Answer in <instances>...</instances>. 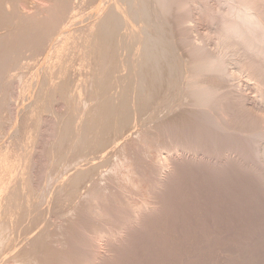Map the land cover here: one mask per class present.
<instances>
[{
    "label": "bare ground",
    "instance_id": "obj_1",
    "mask_svg": "<svg viewBox=\"0 0 264 264\" xmlns=\"http://www.w3.org/2000/svg\"><path fill=\"white\" fill-rule=\"evenodd\" d=\"M51 1L54 2V0H51ZM15 2H16L15 0H0V14L4 15L2 18V21H0V25H2L4 22H6L10 17L14 16V18H15V15H16V19H14V20L18 19L17 15L20 13H19V11H17V8H16L17 5L15 4ZM57 2H58V0H57ZM73 2H74L73 0H62L61 2H59L60 4L58 3L59 7L61 6L60 9L62 10V13H61L60 9H59V11H60L61 15H63L62 16L63 19L65 17H67V15L69 14L70 11H72L71 9L73 8L72 7ZM109 2H110V4H109ZM217 2H218V4H216V5L218 8L221 7V6H219V4L222 5V3H223V5H222L223 7L220 9H218L217 7H214V8H216V10H218V11L215 10L216 11L215 12L214 10H210L209 7L211 5L210 6L206 5L207 3L205 2V0H112V2L109 0L106 4L107 7L104 6V7H101L99 9L97 8L96 12L93 11L94 13H92V15H90V18H89L90 22H91V24L89 23L90 25L88 24L87 26H83V28L82 27L79 28L78 31L77 30H75V31L70 30L71 32L70 31L67 32L68 30L62 31L63 29L61 30V27H57L55 29L56 33L53 32V30L51 32L50 26L45 25L46 27H44V24H43L44 28L40 27V29H39V27L35 26L36 24L34 25V20L36 18L34 19V16H33V19H34L33 20L32 17H29V18H28V16L24 17V14L21 17L18 15L20 18H23V20L25 19V22H24V21H22V19L20 20V18H19V21H22V22L17 23L18 26H19V24L20 25L24 24L23 27L21 25V29H20V27H18L14 23V25L19 28L17 30V28L15 27L17 30L16 31L13 27L14 25H12L13 22H16V21H12V24H11L10 22H11L12 18L10 19V21L8 20L9 26H10L9 27L10 29L9 28L8 29L9 30L14 29L15 33L16 32H18V33L21 32V33L16 34V36L18 37V39H17L18 41L15 40L16 36H13L14 37L13 38L12 35L11 36L7 35V32H9V30H6L7 32L4 34L3 33L1 34L3 36L6 35L9 37H12V39L15 40V42L12 43L13 40H11V38H10V41H11L10 43H12V44H10V43L7 44L9 37H6L7 38V40H6L5 36L4 37L0 36L1 38H5V40H6V42H4V44H0V45L2 47H3V45L5 47H7V48L0 47V49L2 51V52L0 51V82L3 81L2 83H5L4 80L6 78V75H8L6 71H8L7 67L10 66L9 60L11 59L12 56H14L15 60L17 58L18 62L22 61V60H20L21 58H23V57L20 58V54L23 55L22 49L24 51H26L25 48L27 49V47L29 48V46H30L31 48L33 47L31 50L29 48L30 51H34V50L37 51L40 46L42 47V46L46 45L48 43V41H50L52 38H54L52 36L56 35L57 33L60 36L59 38H61V39L59 42L60 44L58 42H55V43L56 44L58 43V45H60V47H56L55 43L51 46V48L49 47V49H51V50L53 48L54 49L53 51H55V49H56L57 54L56 53L55 54L57 57L65 55L66 51L69 49V47H71V45L72 46L75 45L74 46L75 49H77V51L79 50L78 52H80V54H81L80 67L84 69L83 71L85 73V79L81 83L78 82L80 85L79 84H77V85L72 84L73 86L70 85L71 82L75 81L74 78L72 77L73 75L71 74L72 67L70 66V64H67L68 60L64 61L65 60L64 59L63 61L61 60L62 62L57 65V69H56L57 71L56 72L51 70V68L47 69L46 71H44L45 68L38 69L39 72H36L37 71L36 70L35 74L33 71V75L31 74L30 81L26 82L27 83L26 86H24L25 84L23 85L24 87L22 86V88H24V90L29 88V87L30 88L33 87L32 89L35 88L37 90L36 95L38 98H36V99H38V103L35 100L36 101L35 104H39V105L37 106V105L33 104V106H35L34 110H32L33 106H31L32 109L30 108V110H32V111H30L31 116L33 113L36 116V118H35L36 120L34 119L35 124L39 125V122H40V121H37L38 119H40V115H41V114L39 115V111H41V110L43 112L48 111L49 108H52L51 107L52 102L54 103V101L56 102V100L60 101V99L63 100L64 101L63 104L67 105V108L69 111V113H68L69 116L65 114L67 116V118L64 119V121L62 122V125L61 126L57 125V124H59V122H57L56 125L59 128L58 129L59 132H61V136L63 135L64 138L67 137L66 138L67 140H68V138H69V140H70V138L72 139L71 141H68V143L73 141V144L70 143V146L73 145V147H72L73 151L80 149L81 147H83L86 144V141H87L86 140L87 136L85 133H87V126L88 125H86L85 121L88 119H85V116L83 117V107L85 106L84 103H86L84 101H85L86 97L91 98L90 96L88 97V95L91 94L94 96V100H95L94 101L95 102L94 110H92L93 108L91 109L92 112L95 113V118L93 117L91 121H90L91 118L89 119L90 130H91V125L93 124L94 126H96V128L98 130L96 137L99 136L98 135L99 133L107 135L108 132H110V131L114 132V134H115V138H114L112 147H111L112 144L110 142L105 141L106 135L105 136L100 135L102 138H104V140L101 139V137L99 136L100 139L97 140V143H99L100 147L103 149V150L102 149H100V150L104 151V153L99 152L100 155L98 154L99 156L95 157V158H98L96 160H99V163L93 162L94 161V157H93L94 155L92 156L93 158H91V159L87 158L86 160H84L83 159L84 157L80 155L81 157H78L79 159L75 160L76 164L74 165V168L72 169V167H71V169H70V170H73V173L71 174L69 182H68L67 178L64 179L62 181L63 183L61 182V184L59 185L58 190H61L60 188L63 189V187H66L67 189L68 188H75L78 190L82 186H83L82 188H84L86 183L88 184L89 181H92L91 180L92 176L95 178L94 174H96L98 169L101 167L104 168V166H102V164L105 165V163H102V162H106V164H108L107 162H109V164H110V162H111L110 156L114 152V149L116 152L118 146L120 145V144H118L119 143L118 141L121 140V138H122V140H124L123 141L124 142L123 143L124 144L123 145L124 151L127 152V150L130 148L134 149V146L136 147V150H137V148H140L139 145L137 144L138 141L133 139L134 137H132V133L138 134L140 137H142L141 134L148 133V135L151 136V139H150V136L148 137V135H146V136L143 135V138H141L139 141L143 145L145 143L150 144L151 148L154 147L153 146L154 145V143H153L154 139H155V142H157L156 140L159 141L160 136L163 139V140L160 139L162 141H159V143L163 142L162 145L161 146L158 145V147L157 146L155 147L156 148V154L154 156V160H152L153 162H151L152 163V166H151L152 169L151 170H152V173H154V175L152 174V180L150 179L151 180L150 181L151 185H150V189H149L150 191L157 188V185H159V183L161 182V180L164 177V174H165L164 170L165 169H171L174 166V164H176V162L178 160L182 161V159H184V160L187 159L186 161L189 160V162H190V160H194V162H196L195 160H197V162H198V159H199L198 155L203 150L207 151L208 154L210 153L209 155L211 157H213L215 161H218V162L221 160L225 161V162H228V161H234L235 162L236 161L239 164L242 163L243 165L248 166V167H246V166H244V167L249 169L250 173H252V175H254L255 179H257L256 183L259 182L260 186L264 190V0H219ZM54 4H56V2ZM88 4H90V3H88ZM53 6H55V5H53ZM207 6H209V7H207ZM56 7L59 8L57 5H56ZM191 7H193V9L195 8V10L197 9L196 11L198 14L201 13L200 16L198 15L199 17L198 16L197 17H198V19L201 17L203 19H205V20H203L201 18L203 20V22L208 20L209 23L210 22L215 23V21H216V23L214 25L217 24V31L213 29L214 31H216V32H213L214 35H212L213 33L212 34L210 33L211 36H207L208 34L206 36L204 34H202V36H201L199 34L200 33L199 32L198 36L200 35L201 37L199 36L200 38H195L197 36L198 31L195 32L196 34L193 33V31H195V29L190 28V26L188 25V23L190 21L194 20V19L191 20V17H190L191 15L189 14V11L192 9ZM211 9H213V8L211 7ZM48 10L52 11L51 9H48ZM190 13H191V11H190ZM52 16H50V17H52ZM192 17H194V16L192 15ZM197 17H194V18H197ZM48 21H50V19ZM198 21H201V20L195 21L198 23V26H199ZM1 22H3V23L1 24ZM37 22H39V21L37 20ZM44 23H47V22H44ZM134 23H138L139 26H135ZM204 23H207V22H204ZM209 23L207 24V27H208ZM4 25H5V27L6 26L8 27V23H4ZM4 25H3V27H4ZM61 25H57V26H61ZM212 25L213 24H211V26ZM39 26H40V24H39ZM41 26H42V24H41ZM51 26H54V25L52 24ZM5 27L3 29H5ZM199 27H197V28H199ZM0 28L2 29V26ZM22 28L24 29V31H22L23 30ZM193 28H194V26H193ZM209 28H211V27H209ZM38 29L42 30V33L39 34L40 31L38 32ZM51 29H54V27H52ZM215 29H216V27H215ZM2 32H5V30L4 31L2 30ZM12 32L10 31V33H12ZM22 32H24V33H22ZM65 32H67V33H65ZM75 33H78V34H75ZM194 35H196V36H194ZM3 41H4V39H3ZM209 41H211V43L214 44L213 46H215V47L214 48L212 47L213 48L212 50H214V51L210 50V48L208 47ZM0 43H2V42L0 41ZM207 43H208V45H207ZM6 45H8V46H6ZM26 45H29V46L26 47ZM24 46H25V48H24ZM210 46H211V44H210ZM36 47H37V49H35ZM47 47H48V44H47ZM43 49H44V47H43ZM126 49L127 50L130 49L129 56L125 59H118V56H120V52H122ZM39 50L41 52V49H39ZM51 50H50V53H51ZM30 51H29V53H30ZM19 52H21V53H19ZM18 53H19V55H18ZM26 53H27V51H26ZM48 53H46V54H48ZM55 54H53V55H55ZM35 55H37V53ZM68 56H69V54L67 55V57ZM77 56H76V58H77ZM26 59L27 58H25V60ZM60 59H59V61H60ZM117 59L119 62L117 61ZM15 60H10V61L15 62ZM23 60H24V58H23ZM33 60H35V59L33 58ZM47 60H48V58H47ZM16 63H17V61H16ZM16 63H15V66L17 65ZM18 65H17V67H18ZM21 65H23V64H21ZM26 67L29 68L28 66H26ZM18 70H19V68H18ZM79 70H81V69H79ZM16 71H17V69H16ZM10 72H9V75L13 74V71H12V73H10ZM122 72H125L126 74L125 73L123 74ZM79 73H81V72L79 71ZM79 75H81V74H79ZM241 75L245 76L244 79L246 78L245 79L246 82L247 81L249 82L250 80H252V81H250V83L252 82L253 85H251L252 83L251 84H249L248 82L247 83L249 85H251V90H252V87L255 89L256 92L253 91L254 92L253 94L256 93L257 94V96L255 95L256 97H254L252 95H250V96H252V97H250L248 95L249 92H247L248 93L247 94L244 91L245 92L244 93L243 91L240 90L242 88L238 87L237 82H233L234 79H238L236 77H239V79H240ZM82 76H83V74H82ZM12 77H13V75H12ZM13 79H11V80L14 81ZM241 79H242V77H241ZM0 85H2V84H0ZM9 85L11 86V84H8L7 87H9L11 90L12 86L10 87ZM4 87H5V85H4ZM2 88H3V86H2ZM5 89H8V88L5 87ZM4 93H6V92H3V94ZM7 93H9V92H7ZM28 93L30 94V92H28ZM28 93H26V95ZM1 94L2 93H0V95ZM85 95H87V96L85 97ZM8 96H9V94H8ZM5 97H6V95H5ZM33 98H34V96H33ZM59 101H58V103H59ZM6 102H7V100H6ZM32 103H34V102H32ZM60 103H62V101ZM87 103H88V101H87ZM163 105L167 106L165 109L166 110L165 113H167V115L165 116V118L163 120L160 121L159 119L161 117L159 118L158 115H160V113L162 112L161 106H163ZM0 106H1V104H0ZM92 106L93 105H91V107ZM4 107L6 108V106H4ZM27 107H29V106H27ZM149 107L151 108L150 109L151 110V113H150L151 116H149L150 121L156 124V122L159 120L160 124L154 125L151 123L154 126H152V127H150V126L146 127L145 126L146 131H142L144 128L142 130L136 129L137 124L139 122L138 123L135 122L136 125L133 124L132 127L129 128L130 130H127V127L129 125H131L130 123L132 122V120H134V119L136 120L137 117H141L143 113L149 111L148 110ZM2 111H3V109H2ZM87 114H88V112H87ZM87 114H86V117H87ZM54 115H56V114H54ZM63 116H64V114H63ZM63 116L61 115V117H63ZM32 118H34V117H32ZM57 120H59V119H57ZM134 121L132 123H134ZM45 122H47V121H45ZM47 123H49V122H47ZM144 123L145 122H143V124ZM176 126L179 127L177 131L175 130ZM96 128H94V130H96ZM153 128L155 129V131H154L155 133H153V131H152V130H154ZM132 129H133V131H131ZM97 130H96V132H97ZM156 131H157V133H156ZM96 132H94V133H96ZM140 132H142V133H140ZM92 133H93V130H92ZM50 134H52V133H50ZM154 135H156V136H154ZM94 136H92V137H94ZM136 136H135V138H136ZM152 136L154 138H152ZM35 137H37V136H35ZM58 138H60V136H58ZM142 139L146 142L143 143ZM148 139H150V142H152V140H153V142H152L153 144L147 143V142H149ZM60 140H62V137ZM94 140L96 141V138ZM133 140L136 141V144L138 147L136 146V144L134 143ZM45 141H46V139H45ZM88 141H89V139H88ZM109 141H110V139H109ZM133 144H135V145L133 146ZM59 145H60V143L57 145V148L59 147ZM61 145H64V142L62 144V141H61ZM61 145H60V150H61V147H63ZM150 145H149V147H150ZM94 146L96 149V146H98V145H94ZM51 147L52 146H50V148ZM88 147H89V145H88ZM109 148H110V150L107 151V149H109ZM69 149H71V148H69ZM85 149H87V148H85ZM98 149H96V150H98ZM49 150H52V149H49ZM57 150H59V148ZM89 150L92 151V148L91 149L88 148V151ZM134 150H133V152L136 151V150L135 151ZM139 150H141V149H139ZM144 150L145 149H143V151ZM59 152H61V151H59ZM95 152L96 151H94V153ZM140 152L141 151H139V153ZM24 153L25 152L23 151L21 158H20L21 154H18L19 157L17 156L18 157L17 159H15L16 157L14 158V160H17L15 162H13V160H12L13 158L11 157V162L13 165H11L10 167H9V165L6 166L8 164V163H6V161L5 162L0 161L2 163L1 167L4 169L3 171L1 170V173L4 174V176H5V172H6V174L10 175L9 179H7V180H9L8 182L3 181L6 184L10 183V185L7 184L6 187L4 188V190L7 192V194H6L7 196H5L4 197L5 199H3L2 202H0V203H3L5 201L3 205L0 204L1 205V207H0V218H1V221L3 220L2 226H1L2 230L8 228V231H9L10 223H12V222L14 223V221H15V220L12 221V217H13L12 213H14V211L19 210V208L21 209V207H19V206H21L22 204H23L22 206L26 205V203L24 205V203H20V202L19 203L21 205H19L18 201L21 200L19 197H23V195L20 196V194L25 189L27 190V187L29 186V179L32 178V177L30 178V176L32 175L31 174L32 172L30 171L31 166H33L36 162L33 165H31V163H33V162H31L32 156H30L29 154H26V153L24 154ZM70 153H71V151H70ZM76 153H77V151H76ZM79 153L81 154V152H79ZM146 153L144 152V155ZM149 153H151V152H149ZM42 154H41V156H42ZM66 154H67V152H66ZM90 154H92V153H90ZM132 154H134V153H132ZM135 154H136V152H135ZM4 155H5V153H4ZM6 155H7V152H6ZM38 155H39V153H38ZM125 155H128V157H129V154H125ZM140 155L141 154H139V157H140ZM14 156H16V154H14ZM65 156H67V155H65ZM77 156H78V154L76 155V158H77ZM149 156H151V155L149 154ZM86 157L87 156H85V158ZM207 157H209V156L207 155ZM45 158H46V156H45ZM53 158H55V157H53ZM109 159H110V161H109ZM126 159H128V158H126ZM129 159H130V157H129ZM9 160H10V158H9ZM9 160H7V161L9 162ZM105 160H108V161H105ZM64 161H65V159H64ZM100 161H101V166H100ZM141 161H142V159H141ZM82 162H84L83 165L85 166V168H83ZM72 163L73 162L71 160V165H72ZM151 163H149V164L151 165ZM133 165H134L133 163H130L129 164L130 168L133 167ZM44 166H45V164H44ZM144 166H145V164H144ZM226 166H227V163H226ZM176 168H177V166H176ZM70 170H69V172H70ZM130 170H132V168ZM197 170H198V168H197ZM34 171H35V169H34ZM38 171H40V170H38ZM126 171H127V168H126ZM35 173H38V172H35ZM133 173H134V170H133ZM145 173H147V172H145ZM150 173H151V171H150ZM170 174H172V173H170ZM170 174H169V176H170ZM141 175L143 176V174H141ZM18 176H21V179H22V181L20 180L21 182H19ZM25 176H27L28 178H25ZM134 176H136V175H134ZM6 178H5V180H6ZM10 178H11V180H10ZM94 178H92V179H94ZM96 178H95V180H96ZM130 179H132V178H130ZM111 180H113V179H111ZM129 181H131V180H129ZM138 181H140V180H138ZM133 182H137V180L133 181ZM92 183H95V181H93ZM139 183L141 184V182H139ZM34 185H35V183H34ZM51 185H52V183H51ZM51 185H49V186H51ZM63 185H65V186H63ZM94 185L96 188H92ZM96 185L97 184L95 183L92 185V187H90L91 189L90 188L87 189L88 190L87 194L91 195L90 196L91 198L89 197V199H93L92 197H94V194H95V196H97L96 195V193H97V190H96L97 186ZM4 186L5 185H3V187ZM44 187H45V185H44ZM100 187H101V185H100ZM127 187H128V185H127ZM209 187H211V186H209ZM98 188H99V186H98ZM1 189H2V187H1ZM28 189H29V187H28ZM31 190L32 189H30L29 191L31 192ZM34 190H35V188H34ZM120 190H122V189H120ZM52 191L54 192V190H52ZM69 191L71 192L72 189ZM25 192L26 193H24V194H27L28 191H25ZM30 192H28L29 193L28 195H30V197H31ZM53 192H50L49 187L47 190H45V192L43 191L44 196L43 195L42 196L45 198V201L48 204V206L51 203V199H52L51 194ZM56 192H57V190H56ZM75 192H76V190H75ZM31 193L33 194V191ZM35 194H34V196H36V195L38 196L39 193H37L36 195ZM99 194H98V197H99ZM75 195L77 196V194H75ZM82 195H83V193H82ZM148 195L150 197V193H148ZM104 196H105V194L104 195L102 194V196H100L101 197L100 201L103 200ZM133 196H131V197H133ZM37 198H39V196ZM95 198H94V201L96 202L97 199H95ZM22 199H24V198H22ZM104 199L106 200V197ZM126 199H127V197H126ZM40 200H42V199H40ZM81 200H82V198H81ZM105 200H103V201H105ZM28 201H29L28 203L31 202L30 199H28ZM66 201H68V200H66ZM94 201L92 200V203ZM100 201L97 200V202L99 204L101 203ZM132 201H134V200L132 199ZM21 202H22V200H21ZM89 202H91V201H89ZM97 202H96L94 208L86 209L87 212L89 213L88 215L84 216V218H86V220L88 219L87 217H90V219L92 218L93 220H96L97 218L104 217L103 216L104 214L101 211L102 208L101 209L99 208V207H102L101 204L103 202L100 205L97 204ZM30 204L34 205V201H33V203L31 202ZM30 204L28 206H30ZM119 204H120V202H119ZM127 204L129 205L128 202H127ZM150 204H151V202H148V200L142 201L141 204L140 203L135 204V202H134L131 205H129L130 209L126 210V212H128L131 217H137L138 218L139 217L138 215H141L142 212H144L146 210L149 211L148 208L151 206ZM152 205L154 206L153 203H152ZM160 205H161V203H160ZM36 206L38 207V205H36ZM31 207L33 208L32 205L30 206V208ZM123 207H124V205H123ZM22 209H24V208L22 207ZM28 209H29V207H28ZM34 209H35V207H34ZM112 210H114V209H112ZM81 211H83V210H81ZM84 211H85V209H84ZM23 212H25V214H24V216H23V214H21L23 216L22 221L26 220L24 217L27 218L28 214H29L28 210L23 211ZM26 212H27V215H26ZM87 212L85 211L84 213H87ZM107 212H108V210H107ZM20 213H21V210H20ZM72 213H74V212H72ZM108 213H110V212H108ZM17 215L18 214H15L14 217L16 218ZM106 215H108V214H106ZM18 216H19V219H21L20 214ZM23 218H24V220H23ZM68 218H70V217H68ZM81 219H83V217ZM16 220H17V218H16ZM93 220L91 222H93ZM129 220H131V219H129ZM22 221H16V222H22ZM69 221L71 222V220H69ZM97 221H94L93 224ZM29 222H31V221H29ZM138 222H140V221H138ZM81 224H84L83 221H82V223H79V226H81ZM19 225H20V223L18 224V226ZM97 225H98V222H97ZM110 225H112V224H110ZM133 225H134V223H133ZM136 225H138V224H136ZM12 226L14 227V225H12ZM75 226H76L75 228L77 229V225H75ZM85 226H87V225L85 224ZM108 226H109V224H108ZM89 227L90 228H87V227L83 228L81 226V229L79 230L80 232L78 231L80 233V235L78 233H76L80 237L78 235H75L74 240L77 239V242L75 241L77 244L76 243H75L76 245L74 244L76 246V247H74L75 250H73L74 254H72L73 256L68 255V257H70V259L73 260V262L77 261V263L74 262L76 264H83V261L87 260V259H85L84 256L88 255L89 252L91 254L95 253V251L98 248V245L101 241H103L107 238L110 239L109 237H112L111 235L107 234V233H109V230H107L108 231L107 233L103 230V229H105L103 227V225L99 226L100 228L97 227L95 224H94V226L91 225ZM21 228H20V230H21ZM123 228H125V227L123 226ZM106 229H108V228H106ZM14 230H15V228H14ZM57 230H58V228H57ZM10 231H11V228H10ZM27 232H25V233H27ZM39 232H41V230ZM72 232H74V231H72ZM0 235H2V234H0ZM17 236H18V234H17ZM76 236H77V238H76ZM11 237L12 236H10V238ZM13 237H14V235H13ZM128 237H130V236H128ZM50 238H52V237H50ZM16 239H18V237H16ZM3 240H2V237L0 236V246H1V243L3 242ZM28 240H27V242H28ZM73 241H70V242H73ZM114 241L115 240H113V242ZM124 241H126V240H124ZM31 242H32V240H31ZM38 242L36 244H38ZM62 242L63 241H61V243ZM47 243H45V244H47ZM117 243H118V241H117ZM24 244L26 245V243H24ZM39 244H41V243H39ZM18 245H20V244H18ZM47 245H49V244H47ZM61 245L64 246V244H61ZM70 245H71V243H70ZM219 245H220V243H219ZM10 247H11V244H10ZM22 247H24V246H22ZM59 249H60V247H59ZM111 249H112V247H111ZM41 250H42L41 246H39L38 252H41V254H42V251H43L45 256H46L47 252L49 254L51 252H53V251H51L52 249L50 250L51 252L49 251V247L46 250H42V251ZM57 250H58V248H57ZM57 250H56V252H57ZM71 250H69V251H71ZM115 250H117V249L114 248V251ZM32 251H33V249H32ZM45 251H46V253H45ZM4 253H5V251H4ZM59 254L62 255L63 253H59ZM53 255H56V254H53ZM49 256L51 257V255H48V257L46 256V258L41 256L43 260L41 259L40 264H49L51 261H49V260H48L49 262L44 261V259L47 260V258H49ZM56 256L58 258L60 255L59 256L56 255ZM65 256H67V253H66V255L65 254L62 255L63 258L59 257V260H61L60 258H62L61 261H63V259H64L63 264H67L68 263L67 261H69V260H67L68 257H65ZM73 257L75 260L72 259ZM97 258H98V255H97ZM97 258L93 257L92 263L95 259L97 260ZM103 259H104V256H103ZM57 260L58 259H55V261H57ZM59 260L57 261V263L61 264L62 262L60 263ZM113 260H114V258H113ZM85 262L87 263V261H85ZM90 262H91V260H90ZM38 263H36V264H38ZM87 264H89V262Z\"/></svg>",
    "mask_w": 264,
    "mask_h": 264
},
{
    "label": "rangeland",
    "instance_id": "obj_2",
    "mask_svg": "<svg viewBox=\"0 0 264 264\" xmlns=\"http://www.w3.org/2000/svg\"><path fill=\"white\" fill-rule=\"evenodd\" d=\"M15 1H16L15 4L17 5V6L15 5L16 8H17V11H19V13L21 14V15L20 14H18V15L21 17L24 14V17L28 16V18L32 17V19H33V16H34V19L36 18L40 22L39 23V22H37L36 19L35 20L33 19L34 20V25L36 24L35 26L39 27V29H40V27L44 28L47 25H49L51 32H52V30H53V32H55V29L57 27H61V30L63 29L62 31H67L68 30L67 32H69L70 30H72V31L77 30L78 31L79 28H81V27L83 28V26H87L89 23L91 24L90 19H89L90 15H92V13L96 12L97 8L99 9L101 7H104V6L107 7L106 4H107V2L109 0H102V1L101 0H98V1L97 0H84V1L83 0H80V1L79 0H73L74 2H73V6H72L73 8L71 9L72 11H70L69 14L67 15V17H65L64 19L62 18L63 15H61V13H62V10L60 9L61 6L59 7V4H60L59 2H61L62 0H60V1L58 0V2H57V0H54V2H52L51 0H15ZM110 1L112 2V0H110ZM217 1H219V0H205V2L207 3L206 5H209V6L211 5L210 7L209 6H207V7H209L210 10H214V11L216 10V8H214V7H217L216 4H218ZM55 2H56V4H54ZM88 3H90V4H88ZM109 4H110V2H109ZM53 5H55V6H53ZM56 5L59 8H57ZM222 5H223V3H222ZM222 5L219 4V6H221L220 8L223 7ZM211 7L213 9H211ZM191 8L192 9L190 11H191L192 14L189 11V14L191 15V16L190 15L189 16L191 17V20L192 19H194V20L190 21L188 23V25L190 26V28L195 29V31H193V33L198 31L197 32V36L194 35V36H196L195 38H200L202 36V34H204L205 36L207 34H208L207 36H211L210 33L212 34L213 32L217 31V24L214 25L216 23V21H215V23H212V22L209 23L208 20H207V21H204V22H207V23H204L203 20H205V19H203L202 17L201 18L203 20L201 18L198 19V17L200 16L201 13L198 14L197 11H196L197 9L195 10V8L194 9H193V7H191ZM220 8H218V9H220ZM48 9H51L52 11H49ZM59 9L61 10V13H60ZM216 11H218V10H216ZM18 15H17V18H18L17 20L18 21L14 20V19H16V15H15V18L13 16V17H10V18L8 17L9 19L8 18L7 19L10 21V19L12 18L10 23L12 24V21H16V22H13L12 25H14V23H15L18 26L17 23H21L22 21L25 22V19L23 20V18H20ZM192 15L194 17H197L198 15L199 16L197 18H194V17H192ZM3 16H4L3 14H0V18H1L0 21H2ZM50 16H52V17H50ZM19 18H20V20L22 19V21H19ZM47 19L48 20L50 19V21H48ZM196 19L197 20H201V21H198L200 27L198 26V23L195 22V21H197ZM8 20L6 22H4V23H8V27L6 26L7 28L5 27L4 23L1 22V24L2 23L3 24L0 25V27L2 26V29L0 28V36L1 37L5 36V38H6V37H9L11 35L13 37V36H16V34H20L21 32L20 33H18V32L15 33L14 29L16 30V28H17V30H18L19 29L18 27H20V29H21V25L23 27L24 24H21V25L19 24L18 27H16L14 25L13 26L14 29L11 28L12 30H9L10 26H9V21ZM44 22H47V23H44ZM208 23H209V25L207 27ZM39 24H40V26H39ZM41 24H42V26H41ZM43 24H44V27H43ZM52 24L54 26H51ZM134 24H135V26H139L138 23H134ZM211 24H213V25L211 26ZM3 25H4L5 29H3L4 28ZM57 25H61V26H57ZM193 26H194V28H193ZM52 27H54V29H51ZM197 27H199V28H197ZM209 27H211V28H209ZM215 27H216V29H215ZM39 29H38V32L40 31L39 32V34H40V33H42V30H39ZM213 29L216 30V31H214ZM2 30L3 31L5 30V32H2ZM6 30H9V32H7ZM10 31L11 32L13 31V32L10 33ZM22 31H24V29ZM6 32H7V35H9V36L1 35L2 33L4 34ZM67 32H65V33H67ZM22 33H24V32H22ZM198 33L201 35V36L199 35L200 37L198 36ZM75 34H78V33H75ZM57 35H58V33L56 35L52 36L54 38L51 37L52 39L50 41H48V43H47L48 47H47V44L42 46V47L40 46L41 48L38 46L39 48H38L37 51L36 50L30 51L33 47L31 48L29 45H26V47L29 46L30 50H29L28 47H27V49H28L27 50L25 48V46H24L25 50L27 51V53L30 56L26 53V51H24L22 49L23 48L22 47L21 49L23 51V55L20 54V58L23 57L24 60H25V58H27V59L24 61L23 58H21L20 60H22V61L19 60L20 62H18V59L16 58V60H15L14 56H12L10 60H15V62L9 60V62H10L9 65L10 66L7 67L8 71H6V72H7L8 75H6V78H5V80L7 82L5 80H4L5 83H2L3 81L0 82V84H2V85H0V93L3 94V92H6V93L3 94L4 96L2 94L0 95V104H1V106H0V108H1L0 109V161H2V162L6 161V163H8L6 166L9 165V167H10L11 165H13L12 162H11V157L13 158L12 159L13 162H15L17 160H14V158L16 157L15 159H17L19 157L18 154H21L20 155V158H21L22 152L24 151L26 154H29L30 156H32L31 157V162H33V163H31V165H33L36 162L33 165L34 167L31 166V170L30 171L32 172L31 173L32 175L30 176V178L31 177L32 178L29 179V186H28L29 189L27 187V190L25 189L22 192L23 194L22 193L20 194V196L23 195V197H19L22 200V202H21L20 199H19L20 201H18V203L19 202L20 203H24V205L26 203V205L22 206L23 204L21 205L19 203V205H21V206H19V207H21V209L19 208V210H17L19 213L17 211H14V213L16 212L15 214H18V215L20 214L21 219H19V216L17 215V217H16L17 220H16V218L14 217L15 214L12 213V215H13L12 221H14V220L15 221H14V223L13 222L10 223L11 231H10V228H9V231H8V228H6L7 230L6 229L2 230L1 226H2V221L3 220L1 221V218H0V223H1L0 224V232H1L0 234H2L0 236L2 237V240L4 239L3 240L4 243L2 242L1 246H0V254L2 253L0 255L1 256L0 257V264H19V263L20 264H33L34 262H35L34 264H36L38 262H39L38 264H40L41 263V259H42L41 256L46 258V256L48 257V255H51V257L49 256V258H47V260L44 259V261H48L49 260V261H51L49 264H51V263L52 264H59V263H57V261L59 260V257H62L63 254L66 255V253H67V256H65V257H68V255L70 256V255L74 254L73 250H75L74 247H76L75 245L77 244L76 243L77 239L74 240V238H75V235H78V234L80 235V233H79L80 231L79 230L81 229V226L83 228L84 227L85 228L86 227L90 228L89 226H91V225L94 226V224L97 227L103 225V227L105 228L103 230L106 233L108 232L107 230H109V233H107V234L111 235L112 237L108 236L110 239L107 238V239L101 241L100 242L101 244L99 243L98 248L96 249L95 253L92 252L93 254H91L89 252V254H88L89 256L88 255L84 256L85 259H87L85 261H87V263L89 262V264L92 263L93 257L97 258V255H98L97 260L95 259L92 264H95V263L96 264H100V263L101 264H200V263L201 264H264V190L260 186L259 182L256 183L257 179H255L254 175H252V173H250L249 169L244 167L246 165H243L242 163L239 164L236 161L235 162L234 161L225 162V161H222V160L218 162V161H215L214 158L209 155L210 153L208 154L207 151L203 150L198 155V157H199V159L197 158L198 162H197V160H195L196 162H194V160H190V162H189V160L186 161L187 159H185V160L182 159V161L178 160L176 162V164H174V166H175V167L173 166L174 168L172 167L171 169H165L164 173L166 175L164 174V177L161 180V182L159 183V185H157V188L150 191L149 190L150 189V185H151L150 181L152 180V174L154 175V173H152V170H151L152 169V167H151L152 163L151 162H153L152 160H154V156L156 154V148L155 147L156 146L158 147V145L161 146L163 142L159 143V141H162L163 139L160 136L159 141L156 140L157 142H155V139H154V142H153V140H152V142L154 143V145H153L154 147L151 148L150 144H146L145 143L143 145L139 141L141 138H143V135L146 136V135H148V133L141 134L142 137H140L138 134L132 133V137H134L133 139L138 141L137 144L139 145L140 148H137V150H136V147L134 146L136 144V141L133 140L134 143H135V144H133V146H134V149L136 151L133 148L128 149L129 151L127 150V152L124 151L123 150V145H124L123 141L124 140H122V138H121V140L118 141L119 142L118 144H120V145L118 146L116 152H115V149H114V152L110 156V158H111L110 164H109V162H107L108 164H106V162H102V163H105L106 166L102 164V166H104V168H102V167H101L102 169L99 168L98 171L96 172V174H94L95 178L97 177L96 180L98 179L97 181L92 176V178H94V179L91 178L92 181H89L88 184L86 183L84 188H82L83 187L82 186L78 190V189H75V188H68L67 189L66 187H63V189L60 188L61 190H58L59 189V185L61 184V182L64 179L67 178V180L69 182L71 174L73 173V170H70V169H71V167H72V169L74 168V165L76 164L75 160L79 159L78 157L83 156L84 158L83 157L82 158L84 160H86L87 158L91 159V158L94 157V161L93 162L99 163V160H96L98 158H95V157H98L100 155L99 152L104 153V151H102L103 149L100 147L99 143H97V140L100 139V137H101L100 135L105 136L106 134L104 135V134L99 133L98 135L100 137L97 136L98 137L97 138L96 134L98 133V130H97L96 126H94L92 123H91L92 125H91V130H90V121L92 120L93 117L95 118V113L92 112V110H94V107H95V102H94L95 100H94V96L91 95V94L88 95V97L90 96L91 98H87L86 97L87 95H85L86 98H85L84 102H86V103L83 102L85 104V106L83 107V117L85 116V119H88L85 122H86V125L89 126V127L87 126V133L88 134L85 133L86 136H87V139H86L87 141H86V144L83 147H81L80 149L76 150L77 153H76L75 150L73 151V149H72L73 145L70 146V143L73 144V141L68 143V141H71L72 139L70 138V140H69V138H68V140H67L66 139L67 137L64 138L63 135L61 136V132H59V130H58L59 128H58L57 125L61 126L62 122L64 121V119L67 118L66 115H68V113H69L67 105L65 104L66 105L65 106L63 104V102H64L63 100H61V99H60V101L58 100L59 103L56 100L57 103L54 101L55 104L52 102V105H51L52 108H49L48 111H45V112H43L42 110L39 111V115L40 114L41 115H40V119H38L37 121H40V122L42 121L41 123L39 122V125L35 124L36 116L34 115V113L31 116V112L30 111L34 110V107H35V106H33V104H35L36 101L38 103V99H36V98H38L37 95H36V91L37 90L35 88L32 89L33 87H31V88L29 87V88L25 89L26 90L25 91L24 88H22V86L24 84H25L24 86H26V84H27L26 82L30 81L31 74L33 75V71H34V74H35L36 70H37L36 72H39L38 69L45 68L44 71H46L47 69L51 68V70L56 72L57 71L56 70L57 69V65L59 63H61L65 59L64 61L68 60L67 64H70V66L72 67L71 71L72 72L74 71L73 73L70 71L71 74L73 75L72 77L75 80V81H73L74 83L71 82L70 85L71 86L77 85V84L81 83L85 79V73L83 71L84 69L80 67L81 54H80V52H78L79 50L77 51V49H75V47H74L75 45L74 46L71 45V47H69V49L67 50L68 52L66 51L67 54L65 53V55L58 56L59 58L56 56V54H57L56 53V49H55V51H53L54 50L53 48H52V50L49 49V47L51 48V46L55 42H58V43L60 42L61 38H59L60 36L59 35L57 36ZM212 35H214V33ZM1 37H0V41L2 43H0V44H4V42H6V40H7V38L5 40V38H1ZM12 37L8 38L7 44H9L11 42L10 38H11V40H13L12 43H14L15 40L18 39L17 36H16L17 38L15 37V40L12 39ZM3 39H4V41H3ZM12 43H10V44H12ZM58 43L57 44L55 43L56 47H60V45H58ZM208 43H209L208 47L210 48V50H212L215 47V46H213L214 44L211 43V41H209ZM208 43H207V45H208ZM210 44H211V46H210ZM6 46H8V45H6ZM0 47H2V46L0 45ZM4 47L5 46L3 45L2 48H4ZM43 47H44L45 50L43 49ZM5 48H7V47H5ZM35 49H37V47ZM39 49H41V52H40ZM50 50H51V53H50ZM0 51H1V49H0ZM29 51H30V53H29ZM212 51H214V50H212ZM21 52H19V53H21ZM19 53H18V55H19ZM36 53H37V55H35ZM46 53H48V54H46ZM129 53H130V49L129 50L126 49V50L120 52V56H118V59L127 58L129 56ZM53 54H55V55H53ZM68 54H69V56L67 57ZM76 56H77V58H76ZM33 58L35 60H33ZM47 58H48V60H47ZM59 59H60V61H59ZM118 59H117V61H118ZM16 61H17V63H16ZM15 63L17 65L19 64L18 67H17V65L15 66ZM21 64H23V65H21ZM26 66H28L29 68H27ZM18 68H19V70H18ZM16 69H17V71H16ZM77 69L78 70L81 69V70H79L81 73H79V71ZM11 70L13 71V74L9 75V72ZM12 71L10 73H12ZM23 72L24 73L26 72V73L24 74ZM125 72H122V73L124 74ZM79 74H81V75H79ZM82 74H83V76H82ZM12 75H13V77H12ZM241 77H242V79H241ZM241 77H240V79H239V77H236L239 80L238 79H234L233 82H237L238 87L242 88V89H240L241 91H243V92L245 91L246 93L249 92V94L247 93L249 96L252 95V96L256 97L257 94L256 93L253 94L254 92H256L255 89L252 87V90H251V85H253V83L251 82L252 83L251 84L250 81H252V80H250L249 82L247 81L249 84H251V85H249L245 81L246 78L244 79L245 76L241 75ZM11 79H13L16 83L14 81H12ZM7 83L11 84V86H12L11 90H10L9 87H7L8 86ZM4 85L8 89H5ZM2 86H3V88H2ZM7 92H9V93H7ZM28 92H30V94ZM26 93H28V94L26 95ZM8 94H9L10 97L8 96ZM5 95H6V97H5ZM33 96H34V98H33ZM252 96H250V97H252ZM6 100H7V102H6ZM86 100L88 101V103H87ZM61 101H62V103H60ZM32 102H34V103H32ZM35 105L38 106L39 104H35ZM91 105H93V106L91 107ZM4 106H6V108ZM27 106H29V107H27ZM31 106H33V109L31 108ZM166 107H167L166 105L161 106V110H162V112L160 113L161 116L158 115L159 118L161 117L159 119L160 121L163 120L165 118V116L167 115V113H165L166 112V110H165ZM30 108L32 110H30ZM2 109H3V111H2ZM150 109L151 108L149 107V109H148L149 111H147V112L142 114V116H141L142 118L141 117H137L136 120L133 118L135 121L132 120V122L134 121V123L131 122L130 123L131 125H129L130 127L129 126L127 127V130H130L129 128H131L133 124L136 125L135 122H137V123L139 122L137 124L136 129L137 130H142L144 128L142 131H146L145 130L146 127H149V126L152 127L154 125L160 124L159 120L156 122V124L150 121V119H149L150 118L149 116H151V114H150L151 110ZM87 112H88V114H87ZM54 114H56V115H54ZM63 114H64V116H63ZM86 114H87V117H86ZM61 115L64 118L61 117ZM32 117H34V118H32ZM57 119H59L60 121L57 120ZM89 119H90V121H89ZM45 121H47L49 123H47ZM57 122H59V124L56 125ZM143 122H145V123L143 124ZM151 123L154 124V125H152ZM94 128H96L97 132H96V130H94ZM178 128L179 127L176 126L175 130L177 131ZM92 130H93V133L94 132H96V133L93 134ZM131 131H133V129ZM152 131H153V133H155L154 132L155 129L152 130ZM50 133H52V134H50ZM140 133H142V132H140ZM156 133H157V131H156ZM35 136H37V137H35ZM58 136H60V138H58ZM92 136H94V137H92ZM135 136H136V138H135ZM149 136L150 135H148V137ZM154 136H156V135H154ZM61 137H62V140H60ZM95 138H96V141L94 140ZM114 138H115L114 132L110 131L105 136V141L110 142L112 144L111 145V147H112ZM152 138H154V137L152 136ZM45 139H46V141H45ZM88 139H89V141H88ZM101 139L104 140V138H102V137H101ZM109 139H110V141H109ZM150 139H151V136H150ZM150 139H148L149 142H147V143H152V142H150ZM160 139H162V140H160ZM61 141H62V144L64 142L65 146L61 145ZM56 142L58 144L60 143V145L63 146V147H61V150H60V145L58 147L59 150H57L58 149L57 148L58 144ZM142 142L144 143L146 141H144L142 139ZM137 144H136V146H137ZM88 145H89V147H88ZM94 145H98L100 148L98 146H96V149L99 148L98 150H96ZM149 145H150V147H149ZM50 146H52L53 148L52 147L50 148ZM84 147L87 148V149H85ZM69 148H71V149H69ZM88 148L89 149L92 148V151L89 150L90 151L89 152ZM110 148L107 149V151L110 150ZM49 149H52V150H49ZM100 149H102V150H100ZM139 149H141V150H139ZM143 149H145V150L143 151ZM133 150L136 152V154H135V152H133ZM138 150L141 151V152L139 153ZM59 151H61V152H59ZM70 151H71V153H70ZM94 151H96V152L94 153ZM6 152H7V155H6ZM66 152H67V154H66ZM79 152H81V154ZM144 152L145 153L147 152V153L144 155ZM149 152H151V153H149ZM4 153H5L6 156L4 155ZM38 153H39V155H38ZM90 153H92V154H90ZM124 153L125 154H129L130 159H129L128 155H125ZM132 153H134V154H132ZM14 154H16V156H14ZM41 154H42V156H41ZM75 154L76 155L78 154L77 158H76ZM139 154H141L140 157H139ZM149 154L151 156H149ZM65 155H67V156H65ZM207 155L209 157H207ZM45 156H46V158H45ZM85 156H87V157L85 158ZM53 157H55V158H53ZM9 158H10V160H9ZM126 158H128V159H126ZM64 159H65V161H64ZM141 159H142V161H141ZM7 160H9V162L11 164ZM71 160L73 162L72 165H71ZM105 161H108V160H105ZM109 161H110V159H109ZM130 163L134 164L133 167H131L132 170H130L131 169L130 166H129ZM149 163H151V165ZM226 163H227V166H226ZM1 164L2 163L0 162V174H1L0 175V202H2L3 199H5L4 198L5 196H7L6 195L7 192L4 190V188L6 187L7 184L10 185V183L6 184V183L3 182V181L8 182L9 180H7V179H9L10 175L6 174V172H5V176L6 177L8 176L6 178L4 176V174L1 173V170L2 171L4 170L1 167ZM44 164H45V166H44ZM83 164H84V162H82V165ZM144 164H145V166H144ZM100 166H101V161H100ZM176 166H177V168H176ZM196 167L198 168V170H197ZM246 167H248V166H246ZM83 168H85L84 165H83ZM126 168H127V171H126ZM34 169H35V171H34ZM38 170H40V171H38ZM69 170H70V172H69ZM133 170H134V173H133ZM167 170L170 173H172V174H170ZM144 171L147 172V173H145ZM150 171H151V173H150ZM35 172H38V173H35ZM141 174H143L144 177ZM169 174H170L171 177L169 176ZM134 175H136V176H134ZM18 177H19L18 178L19 182H21L22 181L21 176H18ZM5 178H6V180H5ZM25 178H28V177L25 176ZM130 178H132V179H130ZM111 179H113V180H111ZM10 180H11V178H10ZM129 180H131V181H129ZM136 180H137V182H133V181H136ZM138 180H140V181H138ZM93 181H95V183L97 184L96 185L97 186V189H96L97 190V193H96L97 196H95V194H94V197H92L93 199H89V197L91 195L87 194L88 193L87 189H89L90 187H92L93 184H95V183H92ZM50 182L52 183V185H51ZM139 182H141V184ZM34 183H35V185H34ZM3 185H5V186L3 187ZM44 185H45V187H44ZM49 185H51V186H49ZM100 185H101V187H100ZM127 185H128V187H127ZM63 186H65V185H63ZM98 186H99V188H98ZM209 186H211V187H209ZM1 187H2V189H1ZM48 187L50 189V192H53L52 190H54V192L51 194L52 195V199H51V203H50L49 206L46 203L45 198L43 197L44 196L43 195L44 194L43 191L45 192V190H47ZM34 188H35V190H34ZM92 188H96L95 185ZM30 189H32L31 192L33 191V194L29 191ZM71 189H72V191L70 192L69 190H71ZM120 189H122V190H120ZM56 190H57V192H56ZM75 190H76V192H75ZM25 191L30 192L31 197H30V195H28L29 194L28 192H27V194H24V193H26ZM35 193L36 194L39 193L38 194L39 198H37L38 196ZM74 193L77 194L78 197ZM82 193H83V195H82ZM148 193H150V197H149ZM34 194L36 196H34ZM98 194H99V197H98ZM102 194L103 195L105 194V196L103 197V200H105L104 198L106 197L105 201H103V200L100 201L101 200L100 196H102ZM131 196H133V197H131ZM126 197H127V199H126ZM22 198H24V199H22ZM81 198H82V200H81ZM94 198L97 199L98 201H100L101 203L105 202L104 204L100 203L102 207H99L100 209L101 208L103 209V210L101 209V211L103 212V214H104L103 216L104 217L97 218L96 220H93L91 218L93 220V222L98 220L97 221L98 225H97V222H95L93 224V222H91L92 220L90 219V217H87L88 218L87 220H86V218H84V216L89 214L86 209H92V208L95 207V204H96L97 200L95 202ZM28 199H30L32 203L34 201V205L30 204L31 202L28 203L29 202ZM40 199H42V200H40ZM132 199L134 201H132ZM66 200H68V201H66ZM92 200L94 201L93 203H92ZM144 200H148V202H151V204H150L151 206L148 208L149 211L146 210V211L142 212L141 215H138L140 218L139 217L138 218L137 217H131L129 215V213L126 212V210L130 209L129 205H131L134 202H135V204H139V203L141 204V202L144 201ZM89 201H91V202H89ZM4 202L0 203V204L3 205ZM119 202H120V204H119ZM127 202L129 203V205L127 204ZM121 203L124 205V207H123V205ZM152 203L154 204V206L152 205ZM160 203H161V205H160ZM29 204H30V206L32 205L33 208L32 207L30 208V206H28ZM97 204H99V203L97 202ZM36 205H38V207ZM27 206L29 207V209H28ZM0 207H1V205H0ZM22 207L24 209H22ZM34 207H35V209H34ZM25 209L28 210V213L30 215L28 214L27 218L24 217L26 220H24V218H23V220L25 221L24 222V221H22V217L25 214V212H23V211H26ZM84 209H85V211L87 213H84L85 212ZM112 209H114V210H112ZM20 210H21V213H20ZM81 210H83V211H81ZM107 210L110 213H108ZM72 212H74V213H72ZM21 214H23V216ZM106 214H108V215H106ZM26 215H27V212H26ZM68 217H70V218H68ZM82 217H83V219H81ZM129 219H131V220H129ZM69 220H71V222ZM16 221H22L23 223L22 222H16ZM29 221H31V222H29ZM82 221H83L84 224H81V226H79V223H82ZM138 221H140V222H138ZM19 223H20V225L18 226ZM133 223H134V225H133ZM85 224L87 226H85ZM108 224H109V226H108ZM110 224H112V225H110ZM136 224H138V225H136ZM12 225H14V227ZM75 225H77V229L75 228L76 227ZM123 226L125 228H123ZM14 228H15V230H14ZM20 228H21V230H20ZM57 228H58V230H57ZM106 228H108V229H106ZM39 229L41 230V232H39L40 231ZM72 231H74V232H72ZM25 232H27V233H25ZM76 233H78V234H76ZM17 234H18V236H17ZM13 235H14L15 238L13 237ZM10 236H12V237L10 238ZM128 236H130V237H128ZM16 237H18V239H16ZM50 237H52V238H50ZM76 238H77V236H76ZM27 240H28V242H27ZM31 240H32V242H31ZM113 240H115V241L113 242ZM124 240H126V241H124ZM61 241H63L64 243L63 242L61 243ZM70 241H73V242H70ZM117 241H118V243H117ZM23 242L26 243V245ZM37 242H38V244H36ZM39 243H41V244H39ZM45 243H47L49 245H47ZM60 243L64 244V246H62ZM70 243H71V245H70ZM219 243H220V245H219ZM10 244H11V247H10ZM18 244H20V245H18ZM22 246H24V247H22ZM39 246H41L42 250H46L49 247V251L51 249H52L51 251H53V252L50 251L52 254L51 253L49 254L47 252L48 255L46 254V256H45V254L43 253L42 250H41L42 251V254H41V252H38ZM59 247H60V249H59ZM111 247H112V249H111ZM57 248H58L59 251L57 250ZM114 248L117 249V250L114 251ZM32 249H33V251H32ZM68 249L69 250L72 249V250L69 251ZM106 249L107 250L109 249V250L107 251ZM56 250H57V252H56ZM4 251H5V253H4ZM58 252L59 253H63V254L61 255ZM45 253H46V251H45ZM53 254H56L58 256L60 255V256L57 258V256L53 255ZM103 256H104V259H103ZM62 258H60V259L62 260ZM113 258H114V260H113ZM55 259H58V260L55 261ZM72 259H74V257ZM61 260H59V261H60V263L62 262L61 264H63L64 259H63V261H61ZM67 260L70 261L71 260L70 257H68ZM90 260H91V262H90ZM69 261H67L68 262L67 264H69L71 261H72L71 262L72 264L74 262L77 263V261H74V262H73V260H71L70 262ZM85 261H83V264H87ZM76 263H74V264H76Z\"/></svg>",
    "mask_w": 264,
    "mask_h": 264
}]
</instances>
